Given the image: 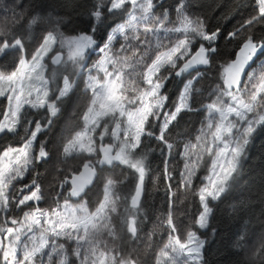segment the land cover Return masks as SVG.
<instances>
[{
  "label": "snow or ice",
  "instance_id": "1",
  "mask_svg": "<svg viewBox=\"0 0 264 264\" xmlns=\"http://www.w3.org/2000/svg\"><path fill=\"white\" fill-rule=\"evenodd\" d=\"M155 7L153 0H93L87 31L72 37L53 29L26 38L15 27L10 31L0 28V54L8 50L17 54L14 70L8 71L7 67L0 70V97L7 101L0 111L3 116L0 133L15 134L22 125L34 126L24 128L27 135L22 146L9 145L0 155V264H57L54 254H62L58 264H70L65 243H58L60 240L75 245L71 254L79 264H140L131 255L122 256L109 248L103 239L117 237L112 217L120 197L114 190L117 181L102 174L105 165H122L131 171L134 190L122 223L129 235L137 239L139 204L145 178L151 171L146 140L157 142L156 147L165 158L160 176L169 191V211L161 218V226L169 230L168 242L156 264H204L206 241L198 230L209 227L214 211L211 202L220 200L239 177L249 145L258 131H264V61L257 69L248 71L264 57V0H251L244 6L252 10L249 18L227 33L210 25L205 18L187 15L186 0H176L175 23L179 26L167 27L173 23L167 9L160 19L153 14ZM28 15L30 20L20 14L14 24L19 27L26 24L31 29L38 23H48L39 14ZM117 20L123 22L117 23ZM257 31L262 34L258 36ZM169 33L178 35L170 38ZM118 37L124 42L117 50L114 42ZM221 40L235 41L238 49L233 53L235 58L224 63L218 62L223 58ZM65 47L68 48L66 59ZM89 49L99 56L90 67ZM122 53H131V56L122 57ZM46 60L53 66H64L66 74L62 75L61 84H55V68L50 78L43 75L48 66ZM138 66L143 69L137 73L139 82L129 81L131 87L126 86L124 68L134 71ZM85 68L88 79L84 91L90 94L83 117L85 127L68 140L64 154L77 151L87 156L76 166H66L61 173L58 185L61 190L56 192L54 200L56 208H33L30 202L44 199L37 178L33 177L31 183L19 189L15 188L14 181L21 180L25 173L49 157L47 149L51 140L44 137L53 131L65 98L77 87L74 77ZM213 69L218 70L221 79L209 93L210 103L202 105L208 110L209 118L202 124L196 142L184 143L181 150L179 142L172 141L170 136L172 126L182 118L181 113L198 111L194 105L201 90L196 85L208 79ZM93 71L97 75H92ZM173 76L180 78V91L173 108L169 109V96L164 89ZM29 109H43L42 119H29ZM109 123L115 127L109 129ZM106 136L113 142L105 144ZM174 152L183 160L179 187L198 197L200 204L198 214L183 236L177 235L178 225L172 211L175 192L171 181L175 175L169 161ZM207 161H210L208 175L197 189L194 181ZM97 182L103 188L94 212L88 210L85 202L69 203L73 197L83 201L90 186ZM65 187L67 195H64ZM61 196L63 205L59 203ZM24 207L29 210L23 212L22 218L5 215ZM8 223L12 226H6ZM148 239L151 240V234ZM243 239V235L238 237V247L243 246L240 243ZM257 259L259 264H264V242L252 252V264Z\"/></svg>",
  "mask_w": 264,
  "mask_h": 264
},
{
  "label": "trees",
  "instance_id": "2",
  "mask_svg": "<svg viewBox=\"0 0 264 264\" xmlns=\"http://www.w3.org/2000/svg\"><path fill=\"white\" fill-rule=\"evenodd\" d=\"M156 7L153 14L157 18L163 19L165 9L168 11V18L173 21L167 24V27L178 26L176 21L175 5L176 0H153ZM188 8L187 15L195 18L201 17L207 19L208 23L218 26L225 33L238 27L245 19L249 18L251 8L244 7L251 3V0H217L216 5L208 13H194L189 8L190 0H186ZM93 0H0V28L11 30L16 28L18 33H24L26 38H34L43 34L45 30H57L66 35H75L85 33L89 27V21L92 19L89 12L92 8ZM39 14L45 17L47 24L33 25L28 29L19 27L14 21L19 18L20 14H24L30 20L31 15ZM230 18V19H229ZM119 20H117L118 22ZM258 36L262 33L257 31ZM161 37L164 33L160 34ZM178 34L169 33L168 37L175 38ZM123 39L119 38L114 42V48L119 49ZM155 39H153V45ZM237 50L236 42L229 43L227 40L220 41V51L223 58L218 61H230L233 53ZM16 53L8 50L0 54V69L11 70L15 67ZM122 57H129L131 53H122ZM30 58V57H29ZM264 61L261 57L256 64L248 69L251 72L257 69L260 63ZM203 70V69H201ZM143 71L142 67H136L135 70L124 68L125 84L128 87L129 81L139 82L137 73ZM63 71L57 73V81L60 79ZM75 78L77 87L73 92L65 98L61 113L57 118V123L52 132L47 134L45 139H50L48 144L49 157L46 161L37 164L33 170H30L25 177V181L37 178V182L41 185L44 195L48 199H56V192L60 191L59 181L61 173L66 166H76L80 160L87 155L85 153L64 154V147L73 134L83 126V114L89 103L90 94L84 91V80L80 74ZM218 70L213 69L208 79L201 80L196 85L201 90L197 94L198 103L194 105L197 112L181 113L182 118H178L172 126L170 136L172 141L179 142L178 148L182 150L183 144L186 142L195 143V137L201 134V126L206 123L209 112L202 105L210 103L208 99L209 93L216 83L220 82ZM179 77L173 76L166 84L164 89L169 96L168 108H173L174 102L177 100L180 86ZM214 98V97H213ZM7 104V101L0 97V111ZM29 119H42L44 110L29 109ZM3 116L0 115V120ZM113 124L109 123V129ZM33 129L34 126L22 125L18 127L15 134L0 133V153L9 145L12 147H20L23 144V138L27 135L24 128ZM53 133H55L53 135ZM157 142L152 140L145 141V151L148 155L150 164V174L145 178L144 191L141 196L138 214V238L133 239L122 223L123 217L127 214L129 208V197L133 193L135 181L132 179L131 171L122 165L108 166L105 165V171L102 177H111L117 181L114 189L120 197V203L117 206V212L113 214L112 223L116 227L117 237L113 240L107 237L106 240L109 248L116 249V252L122 256L131 255L132 258L139 260L140 264H156V259L163 247L164 242L168 238L166 226H161V218L166 217L169 211V191L166 182L160 174L164 168V156L156 147ZM210 161L202 167L198 172V178L194 181L195 187H200L203 176L208 172ZM169 165L174 169L175 178L171 181L175 198L172 208L174 222L178 225L177 234L186 232L190 226V222L198 214L200 204L198 197L193 196L190 191H185L179 187L180 172L183 169V160L175 152L173 158L169 161ZM125 176L129 178L124 179ZM160 176L159 179L157 177ZM102 183H95L90 186L88 196L83 198L89 211L95 210L99 199L102 195ZM64 195H67V187L63 189ZM125 197L128 199L125 201ZM80 198H71L76 200ZM64 200L63 196L59 201ZM31 206L33 204L30 202ZM213 207V215L210 218L209 227L207 229H199L198 234L206 241L203 250L204 264H252V252L264 242V131H258L254 140L248 147L247 159L243 162L239 177L231 184L229 190L224 196L218 200L211 202ZM28 210L27 207L23 208ZM11 214L20 215L21 209H12ZM6 215V214H5ZM8 215V214H7ZM151 234V240L148 236ZM243 235L244 239L240 242L243 246H237V239ZM63 243H66L62 240ZM71 244V243H70ZM72 247L69 248L71 252ZM2 256V254H0ZM259 264V260L255 261Z\"/></svg>",
  "mask_w": 264,
  "mask_h": 264
},
{
  "label": "rangeland",
  "instance_id": "3",
  "mask_svg": "<svg viewBox=\"0 0 264 264\" xmlns=\"http://www.w3.org/2000/svg\"><path fill=\"white\" fill-rule=\"evenodd\" d=\"M216 3H217V0H190V2H189V8L194 12V13H203V14H205V13H208L215 5H216ZM129 7H131L130 5H129ZM125 18H126V16H125ZM123 22V20H119L117 23H122ZM179 26V25H178ZM80 34H82V33H80ZM76 35H79V34H75V35H66L65 37H72V36H76ZM63 55H64V58L66 59L67 58V55H68V48L67 47H65L64 48V50H63ZM99 58V56H98V53L96 52V51H94L93 49H89L88 50V58H87V64H88V66L90 67L91 66V64L94 62V61H96L97 59ZM46 63H47V68L43 71V75L45 76V78L47 79V78H50L51 77V75H52V71H53V68H55V70H56V72L58 73L59 71H63V65H59V66H53V65H51V63H50V60H46L45 61ZM0 70H2V69H0ZM11 70H14V68L13 69H11ZM11 70H8V71H11ZM110 71H111V68L109 69ZM92 75H97V73L95 72V71H93L92 73H91ZM100 75V78L101 79H103V74L102 73H100L99 74ZM125 74H124V80H125ZM80 77L81 78H83V80H84V86H85V82L87 81V79H88V70H87V68H85L81 73H80ZM75 79V78H74ZM57 81V80H56ZM56 81H55V83H56ZM62 83V76H61V79H60V84ZM179 95V94H178ZM178 98V97H177ZM90 101V100H89ZM177 101V100H176ZM87 108V107H86ZM85 111H86V109H85ZM84 111V112H85ZM83 117H84V114H83ZM209 118V117H208ZM3 120V119H2ZM208 120V119H207ZM84 127H85V122H84V118H83V126H82V128L81 129H79L78 131H76V132H79V131H81V130H83L84 129ZM115 127V125L113 124L112 126H111V128L110 129H112V128H114ZM75 132V133H76ZM75 133L73 134V136L75 135ZM72 138V137H71ZM70 138V139H71ZM69 139V140H70ZM113 142V140H112V138L110 137V136H106L105 137V139H104V143L105 144H110V143H112ZM97 143L99 144V140L97 141ZM66 145H67V143H66ZM65 145V146H66ZM64 150V149H63ZM4 151V150H3ZM3 151L0 153V155H2L3 154ZM73 153H79V152H77V151H70V153L68 154V155H70V154H73ZM85 155H87L86 153H85ZM13 159H15V157L13 156ZM5 163H7V161H5ZM209 166H210V163H209ZM26 175H27V173H25V175H24V177L21 179V180H18V181H14V186H15V188H17V189H19V188H22L23 186H24V184H27V183H31V181L32 180H29V181H25L24 179H25V177H26ZM208 175V172L203 176V179H204V177L205 176H207ZM202 179V180H203ZM200 186H201V184H200ZM25 194H27V193H25ZM73 198H75V197H73ZM101 198H102V195H101ZM81 202H84V201H82L81 199H76V200H69V203L71 204V205H77V204H80ZM32 204H33V208H36V207H39V208H42V209H54V208H56V203L54 202V199H48V198H46L45 197V195H44V199L43 200H41L40 202H38V203H35V202H31ZM59 203L61 204V205H63V203H64V200H61V201H59ZM97 207H98V205H97ZM96 207V208H97ZM29 210V209H28ZM28 210H21V212H20V215L19 216H17L16 214H14V215H12L11 214V212L10 213H8V215H10L12 218H17V219H19V218H22L23 217V212L24 211H28ZM96 210V209H95ZM95 210H92V211H90V212H94ZM7 215V214H6ZM6 226H12L10 223H8ZM17 227H19V225H17ZM186 232H182V233H179V234H177V235H181V236H183L184 234H185ZM28 235H31L30 233L28 234ZM26 238V237H25ZM168 242V238H167V240L164 242V244H163V247H164V245L166 244ZM58 243H63L62 242V240H60V241H58ZM70 247H72V248H74L75 247V245L74 244H70V243H65V250H66V252L68 253V256H69V261H70V264H79V261H78V259L74 256V255H72L71 254V252L69 251V248ZM162 247V248H163ZM47 251V250H46ZM161 251V250H160ZM160 254V253H159ZM61 256H62V254L60 255V256H57L56 254H54V259H55V261L57 262V264H58V261H59V259L61 258ZM159 256V255H158ZM163 259V258H162ZM157 260V259H156ZM45 262H46V258H45Z\"/></svg>",
  "mask_w": 264,
  "mask_h": 264
},
{
  "label": "water",
  "instance_id": "4",
  "mask_svg": "<svg viewBox=\"0 0 264 264\" xmlns=\"http://www.w3.org/2000/svg\"><path fill=\"white\" fill-rule=\"evenodd\" d=\"M236 51H238V49H237ZM236 51H235V52H236ZM234 58H235V57H234V55H233V58H232V59H234ZM232 59H231V60H232ZM132 194H133V193H132ZM132 194H131V195H132ZM130 197H131V196H130ZM130 197H129V204L131 203V201H130Z\"/></svg>",
  "mask_w": 264,
  "mask_h": 264
}]
</instances>
